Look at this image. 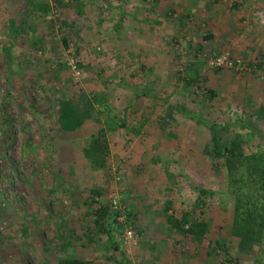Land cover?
Wrapping results in <instances>:
<instances>
[{
	"label": "rangeland",
	"instance_id": "374dc122",
	"mask_svg": "<svg viewBox=\"0 0 264 264\" xmlns=\"http://www.w3.org/2000/svg\"><path fill=\"white\" fill-rule=\"evenodd\" d=\"M231 1L78 0V9L66 0L65 9L56 0H0V155L9 137L0 264H264V245L239 252L226 172L203 153L209 131L180 114L166 124L170 105L219 124L250 123L264 106V24L243 8L234 19ZM226 52L251 72L208 67ZM64 99L89 113L75 131L59 121ZM122 119L126 128L109 129ZM236 132L249 152H264V140L241 129L228 136ZM195 186L216 192L200 241L166 221L193 211ZM93 189L121 207L105 222L117 252L89 223Z\"/></svg>",
	"mask_w": 264,
	"mask_h": 264
},
{
	"label": "trees",
	"instance_id": "16d2710c",
	"mask_svg": "<svg viewBox=\"0 0 264 264\" xmlns=\"http://www.w3.org/2000/svg\"><path fill=\"white\" fill-rule=\"evenodd\" d=\"M76 1L77 8L81 9V3L78 2V0ZM56 4L60 8L68 9L70 7V3H66V0H56ZM50 10L51 8L49 5L44 7V13L46 15ZM45 14L43 17L46 16ZM25 26L28 27L30 24L25 23ZM64 43L69 47V42L66 38L64 39ZM6 51L7 57L11 58L10 49H6ZM77 67L82 70L84 65L82 62H79ZM186 84L193 85L192 82H186ZM209 93L212 96L216 95L212 91H209ZM98 101V99H95V102ZM91 102L92 101H89V104H91ZM58 104L60 110L59 121L63 130H77V128L81 126L84 118L89 116V113L86 112L84 113V117H82L78 111V107L72 100H60ZM177 114H180L184 119L195 122L198 126H202L209 131L210 141L204 147L203 153L213 162L215 170L224 169L226 172L228 181L227 192L235 201L233 236L239 240V252L248 255L255 253L256 248L260 250L264 245V152H249L247 150V140L244 134L236 132L233 138L228 135L235 129H241L242 131L246 130L249 132L248 134L251 137L264 140V130L261 128V126L264 125V106L259 107V109L254 112L252 122L247 124L244 121L227 124L212 122L183 105L169 106L168 121L166 124L174 122ZM126 127L127 121L122 119L120 127L114 128L109 126V129L117 131L119 128ZM250 129L252 130L251 132L249 131ZM104 133V129H101L98 134L101 136ZM8 142L9 137H3L2 147L4 152L2 153L3 156L0 155L2 159L7 157ZM193 191L197 194L193 211L183 213L179 218L174 215H167L166 221L171 229L200 241L210 232V225L206 221V214L209 210V203L216 197V192L201 186L193 187ZM102 196L103 193L101 190L93 189L90 192V197L88 199L89 223L98 233H105L108 235V239L112 243L114 251L117 252L120 250V246L113 234L106 228L105 222L110 219L116 221L121 214L118 210L121 207L118 206L117 209L114 207V199L110 201L111 205L109 206L101 203L99 200ZM90 241L92 242L93 240L90 239ZM109 259L113 260L112 257ZM117 263L121 264L120 262ZM58 264L91 263L66 258L61 259Z\"/></svg>",
	"mask_w": 264,
	"mask_h": 264
},
{
	"label": "built area",
	"instance_id": "2783aa9c",
	"mask_svg": "<svg viewBox=\"0 0 264 264\" xmlns=\"http://www.w3.org/2000/svg\"><path fill=\"white\" fill-rule=\"evenodd\" d=\"M208 67L214 70L229 69L235 70L240 73H249L251 68L241 60L234 58L230 53L226 52L216 57H210L207 60ZM113 205L117 209L119 204L117 199L113 200ZM127 239L132 240L134 238L132 229L127 231Z\"/></svg>",
	"mask_w": 264,
	"mask_h": 264
},
{
	"label": "crops",
	"instance_id": "0c3cea01",
	"mask_svg": "<svg viewBox=\"0 0 264 264\" xmlns=\"http://www.w3.org/2000/svg\"><path fill=\"white\" fill-rule=\"evenodd\" d=\"M230 7L233 8L230 13L231 16H234V19L236 18V10L243 8L245 10H243L242 14H247L245 17L253 18L252 22L255 21L257 23L259 20L261 24H264V0H232ZM211 13L214 12L211 11Z\"/></svg>",
	"mask_w": 264,
	"mask_h": 264
}]
</instances>
